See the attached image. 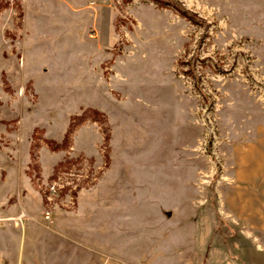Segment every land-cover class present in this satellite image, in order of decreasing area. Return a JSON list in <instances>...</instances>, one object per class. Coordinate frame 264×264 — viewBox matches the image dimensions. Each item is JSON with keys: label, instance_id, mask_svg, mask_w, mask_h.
I'll list each match as a JSON object with an SVG mask.
<instances>
[{"label": "rangeland", "instance_id": "374dc122", "mask_svg": "<svg viewBox=\"0 0 264 264\" xmlns=\"http://www.w3.org/2000/svg\"><path fill=\"white\" fill-rule=\"evenodd\" d=\"M112 5L115 87L97 97L116 119L85 107L70 117L64 138L72 130L58 148L44 129H34L29 172L45 211L51 216L76 211L79 194L101 189L106 172L122 170L125 161L128 180L154 183L147 191L161 198L163 209L185 208L175 202L193 200L207 257L217 246L223 207L236 234H248L256 223L247 220L246 203L257 207L255 232L264 243V0H112ZM1 12L10 25L6 38L15 37L21 1L0 0ZM10 55L5 50L8 64ZM8 64L0 70L1 112L21 117L25 107L34 110L61 100L58 94L54 102L48 100L30 84L22 88V77ZM82 96L95 97L88 91ZM81 127L88 136L75 140ZM47 147L63 152L64 159L43 182L41 151ZM74 147L98 152L75 156ZM53 182L56 192L50 190ZM43 225L53 228L52 218ZM105 261L99 258L98 264Z\"/></svg>", "mask_w": 264, "mask_h": 264}, {"label": "crops", "instance_id": "0c3cea01", "mask_svg": "<svg viewBox=\"0 0 264 264\" xmlns=\"http://www.w3.org/2000/svg\"><path fill=\"white\" fill-rule=\"evenodd\" d=\"M20 1L22 22L15 37L6 38L9 23L5 12L0 13V70L8 64L5 50L9 51V70L22 77V88L30 84L48 100L54 102L57 94L61 100L34 110L25 107L21 117L0 111V218H5L0 226V264H98L99 258L105 264H264V243L255 232L257 207L246 203L247 220L256 222L249 225L248 234L232 232L226 208H219L223 218L217 246L207 257L198 239L193 200L175 202L185 208L163 209L161 198L147 191L154 183L128 180L125 161L122 170L113 174L112 167L106 172L101 189H93L90 196L79 194L76 211L53 212L54 227L43 225L44 200L29 172L33 132L38 126L46 138L60 142L70 117L89 106L108 114L111 122L116 119L97 97L115 87L110 71L114 12L112 0ZM87 91L95 97H83ZM82 129L75 140L88 136ZM91 129L97 134L96 126ZM100 140L96 138L95 148ZM91 148L74 147L72 154L85 151L96 156L98 150ZM63 159L61 151H41L43 182ZM209 236L205 234L206 241Z\"/></svg>", "mask_w": 264, "mask_h": 264}, {"label": "built area", "instance_id": "2783aa9c", "mask_svg": "<svg viewBox=\"0 0 264 264\" xmlns=\"http://www.w3.org/2000/svg\"><path fill=\"white\" fill-rule=\"evenodd\" d=\"M0 47H1V46H0ZM57 189H58L57 182H53V183L50 185V190H51L52 192H56ZM45 218H47V219H49V220L51 219V213H50L49 210H46V211H45ZM3 220H5V218H0V224L2 223Z\"/></svg>", "mask_w": 264, "mask_h": 264}, {"label": "trees", "instance_id": "16d2710c", "mask_svg": "<svg viewBox=\"0 0 264 264\" xmlns=\"http://www.w3.org/2000/svg\"><path fill=\"white\" fill-rule=\"evenodd\" d=\"M79 117L80 116H77V117H74L73 119L75 120L74 122V124H76V121L79 119ZM74 124H73V126H74ZM72 126V125H71ZM72 130V127H70V129H69V132L66 134V136H65V138L63 139V141L62 142H57L56 144H55V147L56 148H58V147H60L61 145H64L65 143H66V140H67V138L69 137L68 135L70 134V131Z\"/></svg>", "mask_w": 264, "mask_h": 264}]
</instances>
